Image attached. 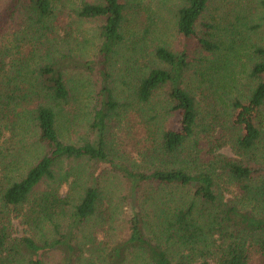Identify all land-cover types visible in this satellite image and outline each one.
<instances>
[{
  "label": "trees",
  "instance_id": "1",
  "mask_svg": "<svg viewBox=\"0 0 264 264\" xmlns=\"http://www.w3.org/2000/svg\"><path fill=\"white\" fill-rule=\"evenodd\" d=\"M179 1L182 49L135 39L129 0L0 10V264H264V44L238 48L264 0H238L226 39L221 25L198 29L210 0ZM16 17L29 48L12 53L2 38ZM85 20L101 21L92 58L74 48ZM124 119L135 153L114 141ZM110 173L126 190L118 202ZM128 206L126 233L111 234Z\"/></svg>",
  "mask_w": 264,
  "mask_h": 264
},
{
  "label": "rangeland",
  "instance_id": "2",
  "mask_svg": "<svg viewBox=\"0 0 264 264\" xmlns=\"http://www.w3.org/2000/svg\"><path fill=\"white\" fill-rule=\"evenodd\" d=\"M7 1L8 0H0V10L5 7ZM70 1H72L73 3H78L82 0ZM129 2L130 3L128 4V7L130 10L128 12L127 27L131 32H133L132 34H134L135 39L138 40V38L146 34L145 39H149L150 42L160 43L162 41H166L175 49H182L183 38L177 32L175 17L177 9L182 5V2H180L179 0H129ZM237 4L238 0H210L207 10L202 16V20L199 22L198 29H203L201 27L202 22H208L209 24H212L216 27L221 25V29L218 30V33L222 32V35L226 39L229 36V30L227 29L224 31V28L228 21L227 17L228 14L234 9L235 5ZM253 5L254 3H250V7H252ZM73 6L76 5H69L70 8ZM18 23L19 18L17 17L13 20H10L4 32V37L2 38V45L10 50L12 49V53H14L13 49L15 46L23 47V49L29 48L28 43L24 39L18 37V34L15 33L19 31L18 28L20 27V25H18ZM100 23V20H85L78 22L76 25H74V36L77 38V42L75 43L77 47L74 48L78 51V53L84 55L86 58H92L94 56L97 45L100 43V38L98 34V26L100 25ZM261 24L262 25L260 26V28L256 29L254 32L247 29L242 32L243 35L249 39L250 42H248V44H243V42H241L238 45L239 49L248 50L251 46V43L254 42L264 44V21ZM215 30L216 28H211L210 31L213 33L215 32ZM129 49L130 48H127L126 52L124 53V57L122 56V59L119 62L120 66H125L127 64V60H125V57L130 55V51H128ZM188 49L190 50V53H193L192 55L196 57L199 56V53L196 52L199 50V48H197V46L193 42H190ZM246 58H244V60ZM192 62L193 66L190 71L188 80L191 79L190 87L195 92L197 98H200L202 94H205L203 93V91L204 85L206 84V82L204 81L205 79H203V75H201V72L203 71V66H199V63L197 61ZM215 84L219 85V82L215 81ZM213 88L216 90V86H214ZM201 89L203 90L201 91ZM132 116L133 115H131L130 117ZM132 119L135 120L133 117ZM126 120L127 119H124L122 125L118 123V126L114 128V141L117 142L119 148H122L124 151H126V153H135L133 142L135 138V128L132 126L131 121L128 120V126L130 127V135L128 134V136H124V134L127 133L125 131ZM6 135H8V133ZM1 142L2 141H0V143ZM221 151L225 154L234 157V154L229 147H226ZM104 183L107 184V189L108 191H110L111 195H115V197H117L114 198L115 202H118V195L122 196L126 192L125 187L122 184L120 178L114 173L108 174L104 179ZM228 195L231 194L228 193ZM145 196H147V193H145ZM106 203L109 202L107 201ZM112 203H114V201ZM148 203H150V200H148ZM119 204L121 203L119 202ZM106 206L107 204H105L103 208H105ZM146 206V211H149L151 207L149 206V204H147ZM128 213L129 206L127 208H123L122 214L115 224V229L110 232L111 234L115 233L117 235L123 233L124 235L126 233L127 229H125L124 226L127 224ZM100 233L103 232L100 231ZM57 259L58 255H55L50 260V263L54 264V260Z\"/></svg>",
  "mask_w": 264,
  "mask_h": 264
}]
</instances>
